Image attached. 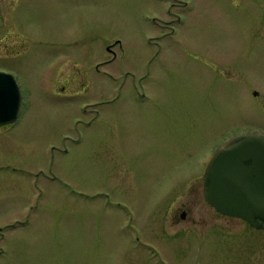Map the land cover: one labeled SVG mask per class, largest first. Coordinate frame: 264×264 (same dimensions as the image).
<instances>
[{"label": "rangeland", "instance_id": "1", "mask_svg": "<svg viewBox=\"0 0 264 264\" xmlns=\"http://www.w3.org/2000/svg\"><path fill=\"white\" fill-rule=\"evenodd\" d=\"M0 72L22 96L0 264H264V230L203 193L213 153L264 131V0H0Z\"/></svg>", "mask_w": 264, "mask_h": 264}, {"label": "water", "instance_id": "2", "mask_svg": "<svg viewBox=\"0 0 264 264\" xmlns=\"http://www.w3.org/2000/svg\"><path fill=\"white\" fill-rule=\"evenodd\" d=\"M22 96L16 78L0 72V127L19 118ZM206 202L220 215L264 229V136L224 144L204 174Z\"/></svg>", "mask_w": 264, "mask_h": 264}, {"label": "flooded vegetation", "instance_id": "3", "mask_svg": "<svg viewBox=\"0 0 264 264\" xmlns=\"http://www.w3.org/2000/svg\"><path fill=\"white\" fill-rule=\"evenodd\" d=\"M180 4H182L181 2H180ZM173 17H175V18H173ZM173 17H171L170 16V18H173L172 20H170V21H168L167 23H165V25L167 26V25H172V24H174V23H178V22H180L181 21V19H180V17H178V16H173ZM173 33H174V31L173 32H171V33H168L167 35L165 34V36H172L173 35ZM120 44L119 43H116V44H113V45H107V51H109L110 52V54H111V56L113 57V59H112V61L111 62H115V60L117 59V54L113 51V48L114 47H117V46H119ZM101 49H102V46H98L97 47V50H98V52L99 53H101ZM158 57H159V55L157 56V57H155V59H153V61H152V63H154L157 59H158ZM110 62V63H111ZM110 63H107V62H104V63H102V62H99L97 65H95V66H93V67H95V70H96V72H98V73H103L104 72V69L106 68V66L108 65V64H110ZM113 63H111V64H113ZM230 67L233 69L234 68V66L233 65H230ZM230 72L231 71H228V73L230 74ZM3 73H6V72H3ZM148 79H149V77H148ZM148 79H143L142 81L144 82V81H146V80H148ZM63 91H65V89L63 90ZM135 92L141 97L140 99H141V101L143 102L144 100H145V98H146V95H147V90H145L144 89V87L142 86L141 88H136L135 89ZM255 96V99L258 101V108H259V110H258V112H259V115H261L262 117H264V104H263V101H262V103L260 102V99H261V97H263L264 95H261V94H255L254 95ZM246 135H259V136H264V131H261V130H255V131H250V132H247V133H241V134H238V135H236V136H233V138L231 139V140H233V139H235V138H237V137H240V136H246ZM231 140H229L228 142H230ZM227 142V143H228ZM226 144V143H225ZM222 147V146H221ZM220 147V148H221ZM218 151V150H217ZM216 153V152H215ZM215 153H213V156H212V158L214 157V155H215ZM212 158H211V160H212ZM210 163V162H209ZM206 171V170H205ZM203 193H204V182H203ZM204 198H205V195H204ZM206 201V200H205ZM207 203V202H206ZM208 204V203H207ZM209 205V204H208ZM210 206V205H209ZM211 207V206H210ZM212 208V207H211ZM212 209H214V208H212ZM215 210V209H214ZM215 212L218 214V215H220L216 210H215ZM190 214V211H188V210H185V211H183V212H181V214H180V218L182 219V220H186V219H188V215ZM220 216H222V215H220ZM222 217H225V216H222ZM225 218H229V217H225ZM229 219H234V218H229ZM239 220V219H238ZM242 221V220H241ZM243 223H245L249 228H253V229H256L257 231H263L264 229H260V228H257V227H253V226H251L250 224H248V223H246V222H244L243 221ZM264 237V236H263ZM263 241H260V243H262ZM259 243V245H261ZM258 247V246H257ZM263 247L264 246H261V247H258V250L259 251H262V249H263Z\"/></svg>", "mask_w": 264, "mask_h": 264}]
</instances>
